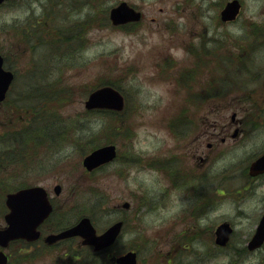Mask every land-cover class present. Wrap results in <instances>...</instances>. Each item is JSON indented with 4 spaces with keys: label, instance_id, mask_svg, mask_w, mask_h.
Returning a JSON list of instances; mask_svg holds the SVG:
<instances>
[{
    "label": "rangeland",
    "instance_id": "374dc122",
    "mask_svg": "<svg viewBox=\"0 0 264 264\" xmlns=\"http://www.w3.org/2000/svg\"><path fill=\"white\" fill-rule=\"evenodd\" d=\"M48 1L14 0L0 6V51L15 72L8 94L10 105L8 102L0 106V148L9 135L24 124L27 127L32 123L29 131L38 128L42 136H48L37 142L36 152L26 153L25 149L15 148L17 160L22 158L24 162L14 167L15 176L10 175L12 168L0 174V198L19 182L40 184L49 196H55L53 186L60 184L58 198L64 201L61 223L87 215L97 231H101L115 220L124 219L122 234L110 250L112 253L136 250L138 264H234L230 259L232 237L227 247L220 248L214 244L213 230L220 221H230L235 229L233 239L245 242L251 232L249 220L238 212L240 209L248 212L250 207L246 201L235 206L230 197L233 203L227 200L230 194H226L220 206L214 210L209 208L207 217L201 220L200 210H195L200 208L196 198L189 197L185 187L171 188L149 162L159 152L161 156L165 153L181 157L184 150L188 151L185 145L192 151L191 139L200 129L199 119L194 116L200 110L197 103L191 104L190 110L193 111L191 121L197 124L189 132L182 130L175 137L166 128L185 98L183 88L177 85L180 79L182 81V68L189 61L186 46L209 56L219 51L238 63L244 61L247 70L226 56L217 61L219 72L215 75L221 79L223 74L234 81L232 85L239 87L229 92L232 97L247 95L250 90H255L256 95L263 91V87H258L264 82V42L242 38V28L236 25L232 30L228 25L223 30V34L230 32L233 36L224 34L223 38L220 34L214 38L212 31L219 29L209 17H204L206 32L201 39L190 38L195 25L189 22L177 20L173 32L150 22L154 16L163 20L166 15H177L179 10L174 6L181 0H125L137 6L144 17L142 24L128 30L112 26L107 16L109 8L121 0H96L94 6L80 10L71 22L68 16L62 19L61 11L76 15L75 8L60 5L51 8ZM244 1L253 12L255 5H259V1L254 4L253 0ZM44 8L49 10L45 20L47 9ZM251 11L246 9L243 14ZM212 13L208 11V15ZM28 22L33 24L29 34L25 30ZM68 29H71L69 34ZM75 30L78 37L74 39L71 32ZM245 53H248L246 58ZM169 56L178 63L167 64L161 73L163 61L160 60ZM207 61L209 65L213 63L209 57ZM212 71L205 68L199 82L211 80ZM103 82L114 83L129 95L130 101L121 115L87 113L84 108L88 93ZM31 96L33 105L27 114L18 113L24 110L20 99ZM210 103H207L208 110ZM230 111L224 113L229 116ZM216 115V110L208 113L211 120ZM29 131L24 133L25 139ZM11 137L21 141L19 133ZM108 143L116 146V159L87 172L81 163L83 156ZM218 148L221 147L208 149L205 144L201 147L203 156H208L204 167L209 175H221L231 192L247 184L243 170L248 166L246 160L252 151L237 149L224 153L227 147ZM182 163L185 168L199 173L200 167L195 168L198 162L192 157ZM232 164L236 167H231ZM203 183L214 187L208 178H204ZM166 187L169 191L160 194ZM125 201L129 203L127 209L122 208ZM80 255V264L92 261L103 264L99 257L93 259L88 250L82 249ZM235 264L264 263L245 257Z\"/></svg>",
    "mask_w": 264,
    "mask_h": 264
},
{
    "label": "flooded vegetation",
    "instance_id": "af4514ba",
    "mask_svg": "<svg viewBox=\"0 0 264 264\" xmlns=\"http://www.w3.org/2000/svg\"><path fill=\"white\" fill-rule=\"evenodd\" d=\"M95 1L96 0H49L48 2H50V4L48 7L52 8L53 6L60 5V7L69 6L75 8L76 15H72L67 11H61L62 19L68 16V22H71L77 18L75 16L80 14V10L94 6ZM232 1L235 0H181L178 1L177 6H174L179 10L177 15H166L163 20L154 16L150 18V22L160 25L161 28L163 27L169 32L175 30L174 25L177 20H183L185 23L189 22L195 25V28L191 31L190 38L198 37L201 39V37H203V32H206V28H204L206 24L204 17H209V20L213 19L215 25L219 29L212 31V33L215 34L214 38H218L220 34L223 35V38L224 34L233 36L230 32L223 34V30L227 25L230 26L228 28L229 30H232L236 25L238 28H242V38L264 42V0H253V4L255 1H259V5L256 4L255 8H253L255 10L254 12L251 11V8L247 7L244 0H237L238 7L236 14L229 16L230 13L224 14L223 10L226 5ZM130 5L139 11L141 15L138 21H129L120 25L124 30H128L144 22L141 10L135 5ZM253 6L254 5H252V7ZM256 6H258V8ZM246 9L251 11L249 14L247 13L248 15L243 14L246 13ZM160 11H163V9L160 8ZM208 11H213L212 15H208ZM166 12L167 10L164 13ZM48 16L49 10L47 9L44 20L47 19ZM32 19L34 20L33 17ZM56 19H58V16H56ZM84 19H89V16ZM35 22L38 23L37 20ZM197 25L199 26L198 29L196 27ZM32 27V22H28L25 28L28 34ZM199 29H202V31L198 32L197 30ZM71 34L74 39L78 37L77 30L74 32L72 31ZM185 52L186 55H188L189 61L186 62L185 67L182 68V81L180 79L177 85L179 89L183 88L185 92L183 102L179 103L183 105V110L179 112L178 119L175 121L176 123L173 122L174 127L167 129L170 131V135L175 134L173 131H176V133H181L182 130H184V133L189 132L191 127L197 124L196 121L193 123L191 121L193 111L190 110L191 104L193 103H197L200 106V110L194 114V116L199 119L200 129L191 139L192 144L194 143L192 151L191 147L185 145L188 151L184 150L180 155L181 157L170 156L165 153L161 156V152H159L154 157V167L157 172L162 175L161 177H165L171 188L179 186L177 187V190H179L181 187H185L187 193H189L188 196L192 197L193 195V197L196 198L197 206L200 205V208L196 210H200L198 215L201 220L207 217L206 213L209 208L214 210V208L217 209L216 207L220 206L226 194H230L227 195V200L231 201L232 199L234 203L231 202L235 206L237 205L239 207L246 201L247 205L250 207L248 212H245L243 209H240L238 212V214L243 217L247 216L249 220L248 229L251 232L245 242L241 243L242 241L240 242L239 239H233L235 229L232 222L223 220L219 223L228 222L232 228L230 239L232 237L231 246L233 248V254H230V259L234 261V264L241 262L245 257L253 258L258 263H264V240L258 246L252 248L249 246L252 238L255 236L256 229L262 216L264 215V171L257 174H250L249 172L250 164L264 153V82L263 85L258 87H263V91L260 94L256 95L255 90H250L247 95L230 97L228 95L229 92L239 87L232 85L234 81L228 80L223 74L221 79L218 78V75L212 74L210 75L212 79L209 81L207 80V82L203 81L200 83L199 80L205 68L213 72L212 70L217 66L216 71H214L219 72L217 61L220 62L225 56L228 57L232 63L238 62L236 60L234 61L231 56H227L219 51H214L211 53L212 55L209 56L201 51H195L191 46L189 48L187 46ZM248 53H245V58L248 56ZM214 55H217V57ZM169 57H164L160 61L165 60L167 64L172 63L175 65L174 63L176 60L171 56ZM208 57L213 60L212 62L214 63L209 65L208 62L210 61H207ZM237 60H240L239 57H237ZM238 64L247 70L244 61ZM209 102H211L210 104H212L213 107L211 106V109L208 110L207 103ZM240 103H244L245 105L243 106ZM0 104H2V102H0ZM213 110L218 111V115L211 120L208 117V113ZM226 110H232L229 116L224 113ZM180 138L178 134V140ZM203 144H205L208 149L221 147L217 150H223L226 149L223 147H227L224 153L228 151L235 152L237 149L251 150L252 155L248 156L246 160L248 161V166L243 170V175L248 179L247 184L245 183L241 185V187H236L234 191L231 192V189L225 184L221 175L219 176L218 173L217 176L209 175V171L207 172V168L204 167L207 165L208 156H203L202 154L203 151H201V147ZM190 152L192 153L190 154ZM187 157H192L198 162L199 166L195 167H200L198 174L184 167L182 162ZM232 166L236 167V164H232L231 167ZM183 178L186 180L182 181ZM204 178H208V180L212 181L214 187L205 186L203 183ZM167 188L168 187L163 189L160 194L165 190L168 192L169 188ZM54 195L55 196L48 197L51 204V212L36 226L37 236H32L30 239H12L4 246L0 245V251L6 258V261L3 263L0 262V264H80V252L82 249L88 250L93 259L99 257L103 264H111V262L115 264L113 263V255L107 250L95 251L91 246L83 244L81 238L78 236L62 239L49 238L50 235L59 233L61 230L77 222L80 218L78 217L67 224L61 223L60 213L64 201L58 198L59 194ZM7 211L4 197L3 200H0V217L2 219V222H0V229L5 227L4 215ZM230 239L225 246H216L225 248L228 246ZM91 264H94V261H92Z\"/></svg>",
    "mask_w": 264,
    "mask_h": 264
},
{
    "label": "water",
    "instance_id": "95a60500",
    "mask_svg": "<svg viewBox=\"0 0 264 264\" xmlns=\"http://www.w3.org/2000/svg\"><path fill=\"white\" fill-rule=\"evenodd\" d=\"M3 0H0V2ZM238 7L235 0L227 4L224 14L230 13L234 15ZM229 15V16H230ZM139 13L130 8L125 2L110 10V19L113 24L123 23L128 20H137ZM2 56L0 55V100L5 96V92L12 82L13 74L9 70L2 68ZM123 106V97L121 94L110 86L101 87L91 92L85 101L87 108H111L120 110ZM115 156V146L105 145L93 150L83 158V165L91 170L105 162L112 160ZM264 170V154L254 161L250 166V173H256ZM59 193L61 187L59 185L54 188ZM5 203L9 209L5 214L7 227L0 230V241L4 245L13 238H27L37 236L35 227L50 212V204L47 200L45 190L40 186H31L19 189L16 192L6 194ZM127 205V204H126ZM122 222L117 221L110 225L101 234H96L95 228L88 217L81 218L77 224L62 231L57 236L49 238L67 237L71 235H79L83 238V243L93 245L95 249H101L111 245L117 237ZM231 229L227 223L217 227L216 243L225 244ZM33 237V238H34ZM264 237V216L260 222V226L256 233L255 243H260ZM0 252V262L5 261L4 255ZM118 264H135L136 252L127 251L115 258Z\"/></svg>",
    "mask_w": 264,
    "mask_h": 264
},
{
    "label": "trees",
    "instance_id": "16d2710c",
    "mask_svg": "<svg viewBox=\"0 0 264 264\" xmlns=\"http://www.w3.org/2000/svg\"><path fill=\"white\" fill-rule=\"evenodd\" d=\"M29 127L26 126H22V131L24 130H28L29 131ZM20 136H21V141L20 143H18L16 146H10V147H6V148H2L0 150V156H4L2 158H0V174L1 173H6L7 171L10 170L11 168V164L15 165V164H23V159L19 158L17 160L16 156H15V148L19 149L20 151H22V149H25L26 153L29 150H34V152H36L37 147L35 146L37 144V140L40 138L41 133L40 130L38 128H35V130H31L28 132V139L24 138V135H22V132H19ZM22 157V156H19ZM4 158V159H3ZM6 161V162H4ZM4 192V191H3ZM120 251V250H119Z\"/></svg>",
    "mask_w": 264,
    "mask_h": 264
}]
</instances>
